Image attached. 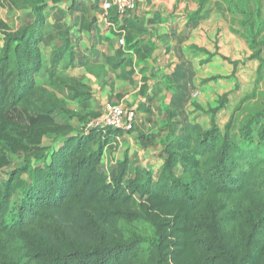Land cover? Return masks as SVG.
I'll return each instance as SVG.
<instances>
[{
	"label": "trees",
	"instance_id": "obj_1",
	"mask_svg": "<svg viewBox=\"0 0 264 264\" xmlns=\"http://www.w3.org/2000/svg\"><path fill=\"white\" fill-rule=\"evenodd\" d=\"M65 1L0 0L26 13L15 30L0 18V264H264L262 146L248 129L239 144L219 119L235 91L189 100V77L159 130L158 174L139 165L130 177L127 153L106 170L107 147L135 128L89 127L82 76L112 91L110 71L125 64L128 47L104 59L80 54L71 26L49 24ZM261 120L264 109L248 123ZM258 136L264 141V122Z\"/></svg>",
	"mask_w": 264,
	"mask_h": 264
},
{
	"label": "rangeland",
	"instance_id": "obj_2",
	"mask_svg": "<svg viewBox=\"0 0 264 264\" xmlns=\"http://www.w3.org/2000/svg\"><path fill=\"white\" fill-rule=\"evenodd\" d=\"M70 1L66 0L64 5L70 4ZM203 1L189 0L185 10L186 14L188 13L186 17L189 18L194 14ZM140 3L142 4L139 0V8ZM57 9L54 12L53 9L50 10L49 20V24L55 31L60 28V25L58 28L55 26L57 21L61 22L62 20L64 26L67 27V21L64 22V19L67 20L66 17H68V21H70L71 17L66 8L61 10L60 7L59 9L64 13ZM135 12L137 11L128 12L124 16L134 15ZM202 12L198 24L189 28L190 32L184 34L185 36L182 38V41L187 44L184 45V51L187 56L194 58L192 64L189 63L188 70L194 71L195 76H197L195 79H190L191 87L188 90V98L189 100L195 99L198 94L200 95L199 99L203 97L214 99L218 95L235 91L231 94L228 107L220 113L219 119L222 129L225 131L227 125L230 124L231 136L239 144L244 142V136L250 138V136H246V129H248L252 141L259 143L264 153V141L260 140L258 136V130L264 120H261L260 123H248L251 118L264 109V0H205ZM25 16V12L12 11L0 5V18L6 21L14 30L19 27L20 19L25 18ZM119 18V16H116L117 22H119ZM200 25L202 28L200 31L202 32H193L197 28L199 29ZM252 25L253 28H251ZM71 28L75 30L73 26ZM116 28V30L111 31L109 37L118 40L119 30L122 29H119L117 25ZM205 29L208 33L206 38L204 36ZM174 36L177 38V34ZM3 42V34L0 32V49ZM60 43L61 38L48 43L45 49L46 54L49 56L52 49ZM78 52L82 54L80 49H78ZM254 55H258V59L253 58ZM176 57L179 59L177 50L173 53V58ZM232 62H238L237 70ZM184 66L186 67V63H184ZM81 73H83V70H81ZM82 77L86 86L84 90L90 98V105L87 106L90 114L88 125L102 118L104 113L114 105H123L125 111L134 110L137 116L136 98L131 97L127 101L124 100V104H122L124 94L123 97H117V94L121 93L119 90L122 89V86L118 90L111 91L110 84L104 85L103 82L98 80L91 81L86 74ZM211 77L217 79V83H204V80ZM113 83H115L116 88V81L113 80ZM131 86L132 84H127L123 85V88L127 90ZM182 97L181 93L176 94L171 108H177ZM71 106L82 109L75 102H72ZM74 123L78 125L77 120H74ZM157 132L159 130H156L155 134L147 140L141 134H138L137 129H134L131 133L123 134L120 141L116 138L107 147L104 168L110 171L115 163L122 160L127 153L130 158V167H132L129 171L130 177L134 175V168L139 165L150 168L155 175L158 174L162 164L159 156V146L163 143L164 138H162L163 135L160 132ZM45 142L56 147L61 143L60 140L53 138H48ZM20 163V161H17L16 165Z\"/></svg>",
	"mask_w": 264,
	"mask_h": 264
},
{
	"label": "crops",
	"instance_id": "obj_3",
	"mask_svg": "<svg viewBox=\"0 0 264 264\" xmlns=\"http://www.w3.org/2000/svg\"><path fill=\"white\" fill-rule=\"evenodd\" d=\"M140 1L142 4L140 3V8L138 6L139 9L135 10L137 12L134 15L119 16V22L116 21L117 14L112 12L110 20L122 29L119 39L126 40V46L123 48L128 47V58L118 71H110L109 77L116 81V88L114 83L112 91L122 86L119 90L121 93L117 94V97H123L124 94L122 104L131 97L137 99L138 111L134 128L137 129L138 134L150 137L163 127L166 111L174 103L175 95L182 91L180 86L185 81L189 82V77L195 79L197 76L194 71L191 70L193 72L191 73L188 70L189 63L192 64L194 58L187 56L184 51V45L187 44L182 41L184 34L190 32L189 18L186 17L188 13L185 12L189 0ZM100 2V0H71L66 7L62 5L61 9L66 8L71 16L70 21L66 17L67 20L64 19V22L67 21V27L75 28V30L71 28L70 33L73 38L79 39L76 51L80 49L82 54L105 58L113 55L121 46L119 39L109 37L114 29L107 31V25L101 21ZM69 6H78V9L71 13ZM89 23L91 30H88ZM200 30H202L201 25L193 32H202ZM207 35L205 29V38ZM175 50L179 53V59L178 56L173 58ZM89 78L91 81L96 80L94 76ZM105 81L104 79L102 81L104 85ZM127 84L132 86L125 90L123 85ZM197 96L199 98L200 95Z\"/></svg>",
	"mask_w": 264,
	"mask_h": 264
},
{
	"label": "built area",
	"instance_id": "obj_4",
	"mask_svg": "<svg viewBox=\"0 0 264 264\" xmlns=\"http://www.w3.org/2000/svg\"><path fill=\"white\" fill-rule=\"evenodd\" d=\"M138 2L139 0H101V21L107 25L106 30L117 29L110 20L113 10H116L118 16L122 17L129 11H135L138 8ZM119 32L122 33L121 30ZM119 45L126 46L125 38L119 39ZM135 119L136 112L134 110L125 111L123 105H114L104 113L102 118L91 122L89 127L102 128L103 130L113 128L129 132L134 127ZM116 138L120 141L119 137Z\"/></svg>",
	"mask_w": 264,
	"mask_h": 264
}]
</instances>
